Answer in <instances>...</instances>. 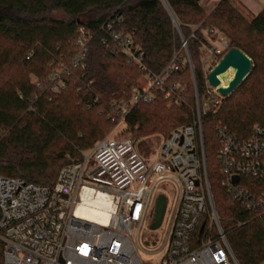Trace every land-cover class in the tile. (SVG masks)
<instances>
[{
	"label": "trees",
	"instance_id": "obj_1",
	"mask_svg": "<svg viewBox=\"0 0 264 264\" xmlns=\"http://www.w3.org/2000/svg\"><path fill=\"white\" fill-rule=\"evenodd\" d=\"M202 1L0 0V176L53 186L60 168L66 165L60 166L62 157H55L59 144L67 143L72 153L92 149L115 126L107 119L110 101L129 100L132 87L142 84L144 73H160L175 54L179 69L170 82L186 87V100L168 106L166 93L157 90L151 104H137L125 117L126 132L136 140L154 135L166 138L190 123L195 100L181 38L186 40L201 94L205 76L200 60L203 33L206 31L212 40L221 35L227 50H241L253 67L223 100L218 112L201 117L207 176L235 259L239 264H262L264 215L249 217L222 188L217 173L216 129L226 127L245 138L254 125L264 127V10L248 20L234 6V0H218L209 12ZM55 12L64 17L54 18ZM104 24L131 37L142 52L145 71L117 52L106 32L100 30ZM81 27L91 37L85 70L75 71L67 88L50 95V101L39 98L38 84H45L51 64L70 59ZM30 52L32 56L26 59ZM31 106L33 113L28 112ZM238 220L248 221L237 226ZM3 253L0 240V264Z\"/></svg>",
	"mask_w": 264,
	"mask_h": 264
},
{
	"label": "built area",
	"instance_id": "obj_2",
	"mask_svg": "<svg viewBox=\"0 0 264 264\" xmlns=\"http://www.w3.org/2000/svg\"><path fill=\"white\" fill-rule=\"evenodd\" d=\"M100 30L127 62L145 71L142 52L129 35L111 24ZM90 39L81 27L70 59L51 64L45 84H38L39 98L50 101V95L67 88L75 71L85 70ZM181 49L187 52L183 38ZM31 56L32 52L26 59ZM187 62L190 66L188 58ZM178 69L175 54L160 73L145 72L142 84L132 87L129 100L110 102L107 119L116 127L125 124L137 104L153 102L157 90L174 104L183 103L186 87L170 82ZM209 72L199 94L190 66L192 120L164 138L156 157L142 156L131 138L105 137L61 167L51 187L0 176L3 264H144L133 237L151 214L154 191L162 182L174 184L178 196L165 241L154 252L160 254L157 264H239L220 225L207 176L201 117L218 112L225 98L208 84ZM220 82L226 87L225 80ZM34 110L31 106L28 112ZM216 141L222 188L246 215L263 216L264 127L254 125L241 138L219 126ZM90 197L100 198L102 207ZM78 209L100 212L85 217ZM247 221L238 220L236 225Z\"/></svg>",
	"mask_w": 264,
	"mask_h": 264
},
{
	"label": "rangeland",
	"instance_id": "obj_3",
	"mask_svg": "<svg viewBox=\"0 0 264 264\" xmlns=\"http://www.w3.org/2000/svg\"><path fill=\"white\" fill-rule=\"evenodd\" d=\"M239 10L241 11L242 15L248 20L254 17V16L249 15L246 11H244L241 8H239ZM52 16L54 18L64 17L61 12H55L52 14ZM211 37L212 36L207 35L206 32L203 33L204 45L200 49V60L202 61L203 70L205 74L209 72V70H211L217 64V61H216L217 56L223 52H224L223 53L224 55L227 51V46H228L224 44V42L226 43V41L224 38L221 37V35H218L217 39L215 40H212ZM185 54H186V57L190 61L188 51L185 52ZM190 66H192L191 61H190ZM33 78L34 77L32 76L31 80H33ZM166 99L168 100V104H167L168 106L174 105V103L171 100H169L168 98ZM183 99L186 100L184 97V94H183ZM117 101H121V100L117 99ZM192 110H191V114H192ZM191 120H192V116H191ZM126 128L127 126L125 124H122L119 127L114 126L113 128H109L106 134L103 136V138L105 137H117V138L128 137L134 141L138 152L140 150L142 151V152H139L142 156L149 158V157H156L158 155L160 148L162 146L163 140H164L163 136L154 135V136H150L144 139L136 140L131 133L126 132ZM69 150L70 148H69V145H67V143L59 144L58 149L55 153V157H59V156L62 157V159H59V163H58L60 164V166L79 159L81 153L84 152V151H79V152L73 151L72 153V152H69ZM159 196H162L165 198L166 207H165L164 216H163L160 226L156 229H152L151 225L153 223V219L155 215V201H156V198ZM177 196H178L177 188L175 187L174 184L168 183V182H162L158 184L156 190L154 191V194L152 197V206L150 209L152 212L151 214H148L140 230L138 232L135 231V235L133 237L134 241H136L138 245V256L144 264H157V262L159 261L160 254L158 252L157 253H154V252L160 250L165 241V238L168 233L169 226H170V222L173 216V212L175 209Z\"/></svg>",
	"mask_w": 264,
	"mask_h": 264
},
{
	"label": "water",
	"instance_id": "obj_4",
	"mask_svg": "<svg viewBox=\"0 0 264 264\" xmlns=\"http://www.w3.org/2000/svg\"><path fill=\"white\" fill-rule=\"evenodd\" d=\"M165 4V3H164ZM168 9L174 24L177 26L175 18ZM177 30L179 28L177 26ZM253 67L251 59L237 48H231L221 57L217 64L207 74V81L211 87L218 88V92L223 97L230 96L234 90L246 79ZM229 74H232L230 76ZM220 80H225L226 87L221 86ZM165 211V200L162 196L157 197L155 202V215L152 229L160 226Z\"/></svg>",
	"mask_w": 264,
	"mask_h": 264
},
{
	"label": "crops",
	"instance_id": "obj_5",
	"mask_svg": "<svg viewBox=\"0 0 264 264\" xmlns=\"http://www.w3.org/2000/svg\"><path fill=\"white\" fill-rule=\"evenodd\" d=\"M218 0H205L201 2V5L206 11H211ZM234 6L239 7L246 11L251 16H256L264 10V0H234Z\"/></svg>",
	"mask_w": 264,
	"mask_h": 264
},
{
	"label": "bare ground",
	"instance_id": "obj_6",
	"mask_svg": "<svg viewBox=\"0 0 264 264\" xmlns=\"http://www.w3.org/2000/svg\"><path fill=\"white\" fill-rule=\"evenodd\" d=\"M231 76V75H230ZM90 200H94L96 203H100L98 204L99 207H102L101 205L103 204V201L100 198H95V197H90ZM78 213L82 214L85 217H95V215H99L100 211H88V212H84L81 209L77 210Z\"/></svg>",
	"mask_w": 264,
	"mask_h": 264
},
{
	"label": "flooded vegetation",
	"instance_id": "obj_7",
	"mask_svg": "<svg viewBox=\"0 0 264 264\" xmlns=\"http://www.w3.org/2000/svg\"><path fill=\"white\" fill-rule=\"evenodd\" d=\"M164 198V197H163ZM164 200H165V198H164ZM165 207H166V202H165Z\"/></svg>",
	"mask_w": 264,
	"mask_h": 264
}]
</instances>
